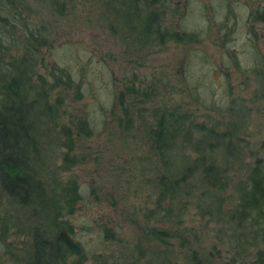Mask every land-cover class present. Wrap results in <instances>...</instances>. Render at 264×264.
Listing matches in <instances>:
<instances>
[{"label": "rangeland", "instance_id": "1", "mask_svg": "<svg viewBox=\"0 0 264 264\" xmlns=\"http://www.w3.org/2000/svg\"><path fill=\"white\" fill-rule=\"evenodd\" d=\"M104 1L68 2L65 14L46 25L50 46L42 47L34 68L46 76L58 64L75 79V86L55 88L50 99H59V122L74 133V149L68 154L75 166L60 172L54 153L41 155H46L48 168L78 186L80 198L66 219L74 230L72 239L85 252L83 264H251L256 252L264 250L259 239L264 226L255 218L243 223L245 230L256 232L246 242L228 214L238 201V183L256 162L264 168V26L248 19L264 7V0H166L162 27L176 31L178 20L186 18L196 35L187 42L166 39L161 46L157 41L138 44L134 33L118 30ZM5 40L8 47L11 39ZM12 53L23 56L19 48ZM188 85L195 87L190 97ZM121 94L126 117L118 103ZM230 101H235L242 138L230 163L223 202L215 204L219 216L202 215L174 199L158 208L151 180L160 163L147 140L151 110L181 104L197 121L223 130ZM85 119L94 133L85 129ZM78 120H84V130ZM153 226L172 232L169 243L162 245L146 233ZM9 231L4 243L0 238V264H26V236Z\"/></svg>", "mask_w": 264, "mask_h": 264}, {"label": "trees", "instance_id": "2", "mask_svg": "<svg viewBox=\"0 0 264 264\" xmlns=\"http://www.w3.org/2000/svg\"><path fill=\"white\" fill-rule=\"evenodd\" d=\"M68 2L71 0H0V238L4 243L9 230L13 235L20 232L26 236V264H83L85 256L80 242L72 239L74 230L66 219L80 198L78 186L71 180L64 181L57 169L48 168L46 155H41L43 151L54 153L60 159V172L75 166L74 157L68 154L74 149V133L59 122V99L50 101L55 88H71L75 79L58 64L49 68L46 76L34 70L42 47L50 46L46 25L65 14ZM104 4L107 13L115 14L116 28L134 33L138 44L152 46L157 41L161 46L166 39L187 42L196 35L188 30L186 18L178 20L176 31L162 27L166 0H105ZM251 18L264 26V7L256 9L248 19ZM8 37L9 48L5 45ZM18 48L23 56L15 58L12 52ZM182 63L186 68L185 57ZM193 86L188 85L189 97L195 92ZM81 94L76 90L78 98ZM122 96L117 98L126 117L129 112ZM233 103L230 101V109L225 108L229 116L223 130L197 121L181 104L151 110L153 121L148 126L147 140L160 163L158 174L151 180L158 208L162 209L165 201L172 204L174 199L192 205L202 215L218 212L213 217L219 216L215 204L223 202L222 192L232 170L230 163L240 152L237 143L242 138L236 129ZM218 106L223 111L224 107ZM85 121L86 128L84 120H78V127L94 133ZM63 147L64 152H60ZM236 190L238 201L228 216L247 242L255 231L249 229V233L241 226L243 223L255 218L264 226V168L256 162ZM200 197L202 200L197 202ZM146 233L162 245L169 243L172 236L170 230L156 226ZM259 239L264 242V228ZM256 253L251 264H261L264 250Z\"/></svg>", "mask_w": 264, "mask_h": 264}, {"label": "water", "instance_id": "3", "mask_svg": "<svg viewBox=\"0 0 264 264\" xmlns=\"http://www.w3.org/2000/svg\"><path fill=\"white\" fill-rule=\"evenodd\" d=\"M263 209H264V207H263Z\"/></svg>", "mask_w": 264, "mask_h": 264}]
</instances>
